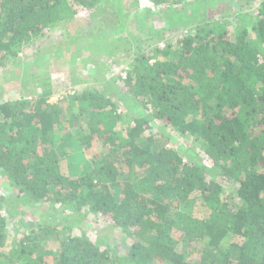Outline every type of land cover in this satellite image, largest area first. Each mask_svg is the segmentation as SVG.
I'll return each instance as SVG.
<instances>
[{
  "label": "trees",
  "instance_id": "obj_1",
  "mask_svg": "<svg viewBox=\"0 0 264 264\" xmlns=\"http://www.w3.org/2000/svg\"><path fill=\"white\" fill-rule=\"evenodd\" d=\"M101 2L0 0V68L19 61L22 46L74 18L67 3L90 11ZM258 16L234 32L201 28L181 37L172 59L150 64L139 56L123 82L152 115L124 130L117 104L99 91L76 94L65 106L49 103L51 93L0 104V174L24 206L85 207L127 239L125 256L116 258L103 242L43 220L11 243L9 208L0 195V264H264V0ZM153 117L201 144L222 182L236 185L230 199L213 171L185 160L164 132L149 133ZM71 130L84 151L95 141L104 149L79 175L62 171L76 151ZM197 204L209 207V216H194ZM229 235L241 242L219 251Z\"/></svg>",
  "mask_w": 264,
  "mask_h": 264
},
{
  "label": "rangeland",
  "instance_id": "obj_2",
  "mask_svg": "<svg viewBox=\"0 0 264 264\" xmlns=\"http://www.w3.org/2000/svg\"><path fill=\"white\" fill-rule=\"evenodd\" d=\"M262 1L178 0L174 4L157 6L151 0H102L90 11L67 3L76 10L74 18L59 21L46 31L45 36L22 46L19 61L9 62L0 68V104L31 102L51 93L49 103L65 106L69 103L67 99L76 94L83 95L86 90L99 91L117 104L116 113L122 116L118 129L124 130L134 118L152 115L130 95L123 82L139 56L145 55L144 60L150 64L172 59L177 41L181 37L195 35L201 28L206 32L219 33L221 30L234 32L236 28L251 27V23L259 19ZM167 50L172 53L165 58L162 52ZM80 103H74V106H80ZM150 124L152 129L149 133L164 132L170 136L169 146L179 150L185 160L191 157L213 171L217 181L224 184L223 198H231L236 185L225 180L222 182L220 172L197 140L181 136L155 117ZM71 133L74 135L69 142L76 151L70 155L69 161L62 162V171L65 175H79L86 161L104 149L99 141H95L90 150L84 151L78 145L76 131L71 130ZM0 195L6 198L9 208L7 235L11 243L24 238L47 220L50 224L63 223L72 227L73 235H86L95 243L103 242L102 247L115 253L116 258L125 256L123 244L127 239L124 231L85 207L80 212L49 204L26 208L24 201L15 189L8 187L1 174ZM192 213L205 218L209 216L210 208L197 204ZM208 242L209 238L204 243ZM233 242L239 243L241 239L229 235L219 251H226ZM51 248L56 250L57 245L53 244ZM199 258L194 256L192 260Z\"/></svg>",
  "mask_w": 264,
  "mask_h": 264
}]
</instances>
